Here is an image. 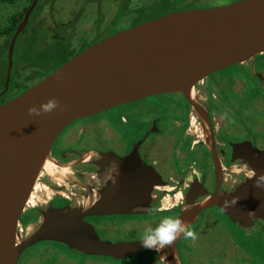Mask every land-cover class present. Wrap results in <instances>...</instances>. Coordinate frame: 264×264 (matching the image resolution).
Segmentation results:
<instances>
[{"label":"water","instance_id":"1","mask_svg":"<svg viewBox=\"0 0 264 264\" xmlns=\"http://www.w3.org/2000/svg\"><path fill=\"white\" fill-rule=\"evenodd\" d=\"M38 2L33 1L11 39L7 77L0 97L10 89L15 46ZM261 54H264V0H239L174 11L91 45L0 105V264H18L26 249L45 240L115 259L131 258L147 250L141 241H103L95 227L86 221L91 216L133 214L136 209L150 206L160 176L153 167L140 162L136 177L117 174L88 208L49 207L43 212L39 227L28 238H22L21 219L43 170L54 162V143L77 120L162 94L184 96L203 119L211 137L208 114L201 113L192 96L195 86L211 74L245 64ZM53 99L58 103L53 111L29 114L30 108L39 110ZM130 165L131 161H122V166L129 170ZM254 169L256 179L214 201L234 221L244 225L253 219L249 211L255 212L254 218L264 216L262 202L246 203L248 194H262L264 202V167L255 165ZM142 178L144 183L140 181ZM199 212L198 206H192L179 219L188 227ZM163 249L168 264H175L176 244ZM162 254L163 251L160 257Z\"/></svg>","mask_w":264,"mask_h":264},{"label":"flooded vegetation","instance_id":"2","mask_svg":"<svg viewBox=\"0 0 264 264\" xmlns=\"http://www.w3.org/2000/svg\"><path fill=\"white\" fill-rule=\"evenodd\" d=\"M33 1L28 7H25L27 10ZM48 1L42 0L41 2L39 0L26 27L31 25V19L37 10L39 13L41 11V15L32 21L35 23L50 17L48 15L52 5L60 11L67 12L66 4H61L58 0ZM20 2L13 5L2 4V6L10 5L15 8ZM72 9L74 10L70 9V12L75 11V15L69 14L68 17L75 16L74 18H79L81 21L85 15L84 6L80 4ZM82 12H84L83 15ZM67 25L65 21L61 24L63 27ZM48 29L51 33L45 36V43L49 40V36H52L56 41L63 39L58 32L53 31L54 27L49 26ZM83 29L87 31L88 27ZM89 44L78 54L93 45V43ZM262 58H264V54L245 64L229 68H244L264 90V68L263 70L259 68V60ZM229 68L211 74L199 82L192 94L201 113L206 111L208 114L213 132L211 137L209 136L210 130L205 126L203 119L198 115L193 105L188 103L180 94L170 96L184 99L185 103L189 105V110H186V115L179 121L180 128H176V133L173 132L174 129L172 128L170 131L161 129L159 127L160 119L153 116H147L151 122L146 121L144 128L138 129L137 134L126 139L121 138L115 128L107 121L100 123L91 121L98 117L97 115L72 123L54 143V162L51 163V169L55 167L58 171L67 170V172L66 174L59 173L62 178H54L49 170H43L36 185L37 189L35 188L33 192V194L36 193V197L29 203L28 210L21 219L20 232L22 238H28L39 227L43 212L49 207L60 209L72 205L88 208L98 199L99 191L108 185L110 180H114V176L117 174L122 173L131 179L136 177L137 168H140L137 163L140 162L153 167L160 176L150 206L144 209H136L133 214L87 217L86 221L95 227L101 240L112 243L142 241L146 231H155L163 225L166 219L180 218L183 211L192 206H198L200 212L195 221L188 226V229L195 233L196 238L192 239L181 235L173 242L176 244L177 250L175 264H264L259 256L255 258L247 255V253L241 255L235 249L239 245L234 242L235 237L232 236L233 229L235 232L239 230L242 235L240 239H245L247 242L249 236L256 237V241L262 242L263 247L261 249H263L264 216L254 218L255 212L249 211L248 213L253 219L244 225L234 221L220 206L215 204L221 198H226L227 194L234 193L242 185L256 179L255 165L264 167V107L255 110L248 101L246 88L241 89L236 92L239 94V99H242L238 107L243 111L246 123H240L234 118L227 120L228 111L222 103L225 101L224 91L229 90V88L233 91V83L236 84L235 87L242 85L250 87V80L248 79L240 81L226 78L224 72ZM254 89L258 90L257 88ZM261 94L264 97V92ZM8 101L1 99L0 105ZM130 104L113 109L130 106ZM100 114L98 115L100 116ZM122 123L127 124L124 121ZM123 160L131 161V170L122 166ZM54 179L57 181L62 179V181L57 182ZM140 181L144 183L143 178ZM145 184H147L146 179ZM192 187L194 188L190 193ZM261 195L248 194L246 203L253 205L256 202H262L264 204ZM210 201L215 202L209 206L207 204ZM161 214L164 215V218ZM117 217L141 219L123 220L118 224L110 221ZM211 238L215 243L206 245V242L210 241ZM45 244L63 245L75 255L79 253L88 257L81 259L77 255L83 264H109L108 262L111 263V261L129 264L135 258H143V264H168L167 257L164 256V249L159 251L145 250L131 258L115 259L89 255L71 249L63 243L50 240L41 241L26 249L18 264H21V259L29 251L41 248ZM162 251V257H160ZM45 253L54 255L50 251H45ZM55 253L57 256L56 264H77L72 256L69 257L67 254L57 251Z\"/></svg>","mask_w":264,"mask_h":264},{"label":"rangeland","instance_id":"3","mask_svg":"<svg viewBox=\"0 0 264 264\" xmlns=\"http://www.w3.org/2000/svg\"><path fill=\"white\" fill-rule=\"evenodd\" d=\"M31 1L32 0H22L20 3H18L17 7L15 8L10 5L9 6L0 5V8L4 14V17L0 18V27L6 24L7 17L16 14L19 11H22L25 7H28L30 5ZM58 1L61 4H66L67 7V10L65 8V10L67 11L66 13L60 11L58 8L53 7L52 5L50 8V13L48 15L50 17L42 19L41 21L36 23H31L30 25L31 27L27 28V32L30 34L26 32L19 36L14 52V59H13L14 61V67L12 71L13 83L11 84L10 91H8L7 94L4 96V100H11L23 93L22 88L23 87L25 88V85H27V82H24L23 79L25 78L26 75H28V77H33L31 76V72H30L32 66L25 68L26 64L29 65L28 62L31 61L33 62V64L39 62V66L41 67L39 68L40 72L39 73L36 72L32 82H29L30 84L26 86L29 89L31 85L33 86L35 83L43 79L42 76L43 74H41L42 72L45 71V73H48V70L52 72L57 70L56 69L57 66H59L61 63L65 64L67 60L68 61L71 60L89 43L91 44L98 43L103 39L107 38L108 36L113 35L116 27L118 26L110 22L116 17L120 19V21L122 20L125 21L124 26H126L131 21V16L126 14L124 16L119 15L120 13L119 9L122 7V4L124 3L125 5L124 9L126 11H128L129 9L132 10L133 7L136 5L137 0H121V1L120 0H72V1L58 0ZM148 1L150 0H145V3ZM151 1L152 2L150 4L144 6V8L146 9L145 14L142 17L136 19L134 22L139 23L141 22V20L146 19L147 17H145V15L150 14L154 10L153 8L154 0ZM236 1L239 0H215L214 5L215 6L226 5ZM48 2H54V1L50 0ZM80 4L85 8V15L83 16V19L81 21H79V18H77L76 20H72L75 16H72L71 18H69L68 16L69 14L75 15V11H72L71 13L70 9L74 10L72 8L74 6H79ZM95 12H97L96 15ZM83 13L84 12H82V15ZM40 15H41V11L39 13V11L37 10L33 15V20L40 17ZM64 21L66 22V24H68L66 27L61 26V24L64 23ZM49 26L54 27L53 31L58 32L60 37H63V39L53 42L54 39L52 38V36H49V40H48L49 45L45 47L41 41L43 40V36H47L51 33V31H49L48 29ZM87 27H88L87 31L86 29H83ZM120 28H123V26H120ZM36 50L41 52H36ZM259 62H260L259 68L263 70L264 58L260 59ZM45 64L48 66V70L43 69ZM2 69H3L2 72H0V93L3 92L6 82L5 78L7 77L8 62L6 58L2 60ZM224 74L226 78L228 77L234 80L237 79L240 81H242V79L250 80L249 82L250 87H248L247 85L235 87L236 84L233 83L234 86L233 91L230 88L229 90H225L224 91L225 101L222 102L224 103L223 106L224 107L226 106L228 111L229 116L227 117V120H231L232 118H234L238 120L240 123L241 122L246 123L245 116L243 115V111L238 107L242 99H239V94H237L236 92L246 88L245 90L247 92L249 99L248 101L250 105H253L254 109L258 110V108L264 107V97L261 94L262 92H264V90L259 86V83L253 78H251V75L242 67H238L235 69L229 68L225 70ZM19 79H21V82L18 83L23 84L24 86L21 87L17 86L16 81ZM253 84H255V86H252ZM254 88H257L258 90L256 91V89ZM186 110H189V105L185 103L184 99H179L177 96H170V95L155 96L148 98L146 100L139 101L137 103H132L130 104V106L119 107L111 111H105L101 113L100 116L99 115H97L98 117L95 116L96 118L91 121L99 122V123L102 121H107L111 126L115 128V130L117 131V133L121 138L126 139L127 137L130 138L132 135L137 134L138 129L144 128L146 121L151 122V120L149 119L150 116L160 119L159 127L161 129L165 131H170L172 128L174 129L173 132L176 133V128L177 129L180 128L179 121H181L182 118L186 115ZM125 112L128 113L126 114ZM122 121L126 122L127 124L122 123ZM248 129L250 130V127H248ZM67 140L69 139L67 138ZM70 149H72V147H70ZM51 165L52 164H50L47 168L50 174L54 178H62L61 175L59 174L60 172L61 174H66L67 170L58 171L57 168L55 167L51 169ZM61 181L62 179H58L57 182H61ZM161 216L164 218L163 214H161ZM26 217L28 218V216ZM128 219L134 221L141 218L136 219V218L117 217L110 221L118 224L121 223L123 220L128 221ZM232 232H233V234L231 233L232 236L235 237L234 242H237V244L239 245L235 249L238 250L241 253V255H245L247 253V255L254 256L255 258L259 256L260 257L259 259H261V261L264 262V248L261 249L263 247L261 241H256L255 239L256 237L249 236L247 242L245 239H240V236L242 235L240 234L239 230L235 232L232 229ZM262 239L264 240V237ZM213 243L215 242L211 238L210 241L206 242V245H211ZM43 246L41 248L38 249L36 248L29 251L21 259V264H56L57 263L55 261L57 259L55 253L56 251L62 252L63 254H67L69 257L72 256V258L77 261V264H83V262L79 260L77 255L81 259L88 258L79 253H76L75 255L74 252L73 253L69 252V250L66 249L65 246L63 245L45 244ZM45 251L53 252L54 255L53 254L48 255L45 253ZM108 263L122 264V262H115V261H111V263L110 262ZM143 263H144L143 258H138V259L135 258V260L129 264H143Z\"/></svg>","mask_w":264,"mask_h":264},{"label":"trees","instance_id":"4","mask_svg":"<svg viewBox=\"0 0 264 264\" xmlns=\"http://www.w3.org/2000/svg\"><path fill=\"white\" fill-rule=\"evenodd\" d=\"M20 1L21 0H0V5H2V4L13 5V4H16L17 2H20ZM151 2H152L151 0L146 2V3H145V0H137L136 5L133 7V9L132 10L129 9L128 11H126L124 9L125 5L123 3L122 7L119 9L120 10L119 15H121V16H124L125 14L130 15L131 21L126 26H124L125 21H123V20L120 21V19H118L117 17L115 19H113L110 23H113L116 26H118V27H116L114 33L120 31L121 29L131 28V27L137 26L139 24H142L143 22H146V21H149L152 19H156V18L161 17L163 15H166L170 12L188 10V9H196V8H208V7H214L215 6L214 5L215 0H154L153 1V8L155 11L153 10L150 14L145 15V17H147V18L141 20V22H139V23L134 22L136 19L142 17L145 14L146 9L144 8V6L150 4ZM181 4H183V5H181ZM26 10L27 9L24 8L23 11H19L16 14L11 15L10 17H7L6 24L4 26L0 27V72H2V70H3L2 69V60L4 58H6V60L8 62V51H9L11 39L14 36L18 25L23 20V17L25 15L24 13ZM2 17H4V14L0 8V18H2ZM76 19L77 18H75L73 20H76ZM32 21H33V19H31L30 23H35ZM120 26H123V28H120ZM28 27H31V26H28ZM28 27L25 28V30L22 32V34L27 32ZM28 34H30V33H28ZM44 40H45V36H43V40L41 42L46 47L47 45H49V41L47 40L45 43ZM55 41L56 40H53V42H55ZM15 48H16V46H15ZM36 52H41V51L36 50ZM28 63H29V65L26 64L25 68L32 66L30 72H31V76H33V77H28V75L25 76V78L23 80H24V82H27V85H25V88L24 87L22 88L23 89L22 92H25L28 89V87H26V86H28V84H30L29 82H32V80L34 79L35 73L36 72L39 73L40 72L39 68H41L39 66V62H36L33 64V62L30 61ZM63 64L64 63H61L59 66L56 67V69L61 67ZM43 69L48 70V66L45 64ZM51 73H53V72L48 70V73H45V71H44L41 74H43L42 76L44 78ZM5 81H6V78H5ZM16 82H17L16 83L17 86H19V87L24 86L23 84H19L21 82V79L17 80ZM12 83H13V81L11 80V84ZM11 84H10V89H11ZM10 89H9V91H10ZM166 95H175V94H162L160 96H166ZM4 96L0 97V100L4 99Z\"/></svg>","mask_w":264,"mask_h":264},{"label":"clouds","instance_id":"5","mask_svg":"<svg viewBox=\"0 0 264 264\" xmlns=\"http://www.w3.org/2000/svg\"><path fill=\"white\" fill-rule=\"evenodd\" d=\"M58 107L57 101L49 100L47 104H42L40 109L30 108L29 114H37L40 112L49 113ZM227 204V201H225ZM181 235L195 239V233L188 229L187 223L179 218L166 219L163 225L155 231L148 230L144 234L141 246L147 250L159 251L163 248L171 247L173 242Z\"/></svg>","mask_w":264,"mask_h":264},{"label":"bare ground","instance_id":"6","mask_svg":"<svg viewBox=\"0 0 264 264\" xmlns=\"http://www.w3.org/2000/svg\"><path fill=\"white\" fill-rule=\"evenodd\" d=\"M49 165H50V163L47 164V166H49ZM46 169H47V167H46ZM36 189H37V188H36ZM35 197H36V193H34V194L32 195V198H31L30 202H32V200H33Z\"/></svg>","mask_w":264,"mask_h":264}]
</instances>
